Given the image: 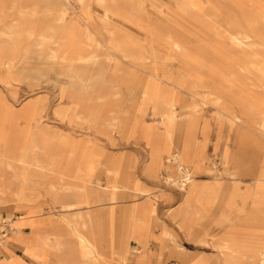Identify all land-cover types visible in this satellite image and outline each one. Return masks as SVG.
<instances>
[{
	"label": "rangeland",
	"instance_id": "374dc122",
	"mask_svg": "<svg viewBox=\"0 0 264 264\" xmlns=\"http://www.w3.org/2000/svg\"><path fill=\"white\" fill-rule=\"evenodd\" d=\"M19 21L39 28L16 47L2 33ZM52 26L56 42L42 48ZM67 45L82 59L47 54L52 47L63 56ZM182 105L191 118H181ZM189 142L191 206L181 179ZM87 168L91 189L120 188L94 201ZM84 190L86 203L63 207ZM19 193L60 225L59 256L75 264H96L70 225L79 215L104 218L101 252L110 262V244L124 240L128 257L139 248L149 264H227L222 239L235 235L252 256L242 264H264V0H0V204ZM212 198L229 218L212 216ZM136 221L149 236L141 248ZM8 254L23 255L0 251Z\"/></svg>",
	"mask_w": 264,
	"mask_h": 264
},
{
	"label": "crops",
	"instance_id": "0c3cea01",
	"mask_svg": "<svg viewBox=\"0 0 264 264\" xmlns=\"http://www.w3.org/2000/svg\"><path fill=\"white\" fill-rule=\"evenodd\" d=\"M193 119L194 117L186 123L188 130L191 131L196 127V122ZM3 136L5 137V143L3 145H5L8 137L6 135ZM187 147L188 152L186 154H182V152L180 151L179 152L183 155L186 167H189L190 170H192L193 174H195L194 169L189 164L191 163L189 158L190 142L188 143ZM153 156L156 161L157 155L153 154ZM93 170V168L82 169L85 178H88L85 180L86 185L89 186L88 188L94 186L91 180L92 176L94 175ZM84 192L85 194L82 196L81 200H78L77 203H69L63 205V207H66L67 205H71L68 207H72L76 204H83L86 200V191L84 190ZM20 195L23 194L19 193L17 195L20 200L16 199V202H11L9 200L8 202L3 203L4 205L0 204V218L5 215L16 216L15 230L8 238L6 246L0 248V251L3 250V252L7 253L12 249H16L22 252L23 255L19 254L15 256L8 254L5 258L0 257V264H75V259H73L72 257L67 256L66 258H64L59 256L60 250H62L60 225H58L52 217L42 215L43 213H40V205H36L35 203L32 204L30 199H23V196ZM196 195L194 193L193 198L196 197ZM212 199L215 204V207L211 209L212 216L214 213V216H216L217 218H229V216L231 215L230 210L226 209L219 211V204L218 207H216V199ZM2 207H6L5 210H8L10 212L2 214L4 212L2 210ZM137 214L138 210L133 213L131 212L129 216L134 217ZM79 217L80 220L77 221L75 218L73 220H69L70 225L73 229V232L76 233V236L79 238V243L83 253L94 259L96 264H123V262L127 260L132 261L130 264H145V262L147 263L148 259H144L143 254L139 253L138 255H135V253L138 252L137 250H139V248L135 252L133 251L134 254L130 252L131 257H128V255L125 254L126 245L124 240L123 242L119 240L117 242H114L113 244H110V250L114 254V256L112 257V262L107 261V259L101 252V242L105 240L106 236L103 231L104 218L101 216L89 215V220L86 221L83 215H79ZM98 217L102 218V221L96 223L95 221L96 219H98ZM140 225L141 224L133 229V233L137 235V239L140 242L141 248L142 246L144 247L145 245H147L149 236L147 233H144L142 227L143 225ZM88 226L92 228L93 235H89L85 232L84 228H87ZM196 234L198 237L203 236L200 232H197ZM83 239H85V241H88V243H90L92 247L86 249V242ZM243 239L244 238L240 236H237V238H235V235H228L225 240L222 239V247L226 250L227 253V264H242L245 262L246 258L252 257L251 255H248L249 253H245ZM114 240H116L115 237ZM262 252L263 251H261L260 253ZM122 254H124L125 257H121L120 255ZM192 264L201 263H199V261L197 260L193 261Z\"/></svg>",
	"mask_w": 264,
	"mask_h": 264
},
{
	"label": "bare ground",
	"instance_id": "6f19581e",
	"mask_svg": "<svg viewBox=\"0 0 264 264\" xmlns=\"http://www.w3.org/2000/svg\"><path fill=\"white\" fill-rule=\"evenodd\" d=\"M36 2H38V1H36ZM42 2V1H41ZM44 2V1H43ZM79 2V1H78ZM39 3V2H38ZM49 3H51V2H49ZM83 3V2H82ZM46 4H48V3H46ZM45 4V5H46ZM35 6V5H34ZM44 6V5H43ZM50 7V6H49ZM252 8H253V10L255 11V13H256V15H257V12H258V8L257 7H255L254 5L252 6ZM20 10V9H19ZM51 13V12H50ZM32 14L34 15L35 14V12H32ZM31 14V15H32ZM43 14V13H42ZM20 15V14H19ZM20 17V16H19ZM64 18H65V16H64V14H61L60 16H59V18H58V21H59V23H60V26H61V23H64L63 21H64ZM14 20V19H13ZM10 21V20H9ZM68 21V20H67ZM66 22V21H65ZM6 23V22H5ZM45 23V22H44ZM47 23H48V21H47ZM11 24V23H10ZM24 24V25H23ZM28 25V24H27ZM25 23H23V22H21V21H19L18 23H15V24H12L11 26H9V27H7L6 29H5V31L2 33L3 35L4 34H8L9 36H10V38L12 39V41H15V43H14V45L17 47V42H16V40H18V38L20 37V35H22L23 34V32H25L26 33V35H34V33L35 32H37V30H38V28H37V30H35V31H33L32 30V28H31V26H27ZM44 25V24H43ZM60 28V27H59ZM58 32V29L57 28H55V26H52V27H50V28H48L47 29V31L46 32H42L43 34L42 35H40V41H39V43H38V45H40L42 48L46 45V44H53V43H55L56 42V33ZM41 34V33H40ZM36 35V34H35ZM68 35H72V34H68ZM60 36H61V34H60ZM239 36H243L245 39H250L251 37H252V35H250V34H248V33H242V32H239ZM238 38V41L239 42H241L240 40V38L239 37H237ZM117 41V40H116ZM7 43V42H6ZM91 43V42H90ZM235 43V42H234ZM12 44V43H11ZM68 44V43H67ZM239 44V43H238ZM10 46V45H9ZM68 46V45H67ZM123 46V45H122ZM121 45H120V47H122ZM30 47V46H29ZM58 48V47H57ZM6 50H8V49H6ZM66 50H67V53H65L63 56H60L59 55V51L57 50V49H55V48H50V51H49V53H47V54H49L50 55V57L51 58H53V59H56V58H62L65 62H69V63H73V62H75L76 60H78V59H82V58H80V57H74L73 55H72V52H71V50H70V47L68 46L67 48H66ZM127 50H129V49H127ZM50 61V60H49ZM52 61V60H51ZM55 61V60H54ZM12 62H9L8 64L10 65ZM257 66V65H256ZM73 67V66H72ZM63 70V69H62ZM66 70V69H65ZM66 72V71H65ZM72 72V71H71ZM69 74H70V72H69ZM71 75V74H70ZM202 75V74H201ZM262 76V75H261ZM204 77V76H203ZM263 77V76H262ZM67 79V78H66ZM202 80H203V78L201 77V78H199V80H198V82L199 83H201V85L203 86V87H205V88H210V85H207V84H203V82H202ZM197 82V81H196ZM88 84V83H87ZM159 85V84H158ZM152 90H153V88H152ZM156 90V89H155ZM148 93V92H147ZM214 93V92H213ZM215 94V93H214ZM211 95V92H210V94H206L205 96H204V98L202 99V101H203V103L204 104H209V101H208V97ZM214 97V96H213ZM214 102V101H213ZM215 103V102H214ZM212 105V104H211ZM174 107H175V105L173 104V102L172 103H169L168 104V108H169V110H168V118L170 119V118H173L174 117V115H175V113L173 112V109H174ZM212 107V106H211ZM196 107H193V109H195ZM216 109V108H215ZM224 109V108H223ZM189 110H190V106H188V105H186V106H184V105H182V111H181V118L182 119H188V118H191L193 115H194V113L195 112H189ZM218 111V110H217ZM227 111H229V109H227V108H225L224 110H221V113H228L227 114V116L228 117H231L233 120H234V122L235 123H238V120L240 119V117L239 116H232V114L230 113V112H227ZM236 119V120H235ZM149 132V131H148ZM33 137V136H32ZM29 139V138H28ZM47 139H48V137H47ZM33 142V141H32ZM29 143V142H28ZM33 147V146H32ZM34 150V149H33ZM223 151V150H222ZM230 152V151H229ZM34 154H35V152H34ZM29 155V154H28ZM30 156H32V155H30ZM231 156V155H230ZM39 157H41V156H38V158ZM25 158H26V156H25ZM36 159V158H35ZM234 160V159H233ZM26 161H27V159H26ZM39 161V160H38ZM234 162V161H233ZM40 163V162H39ZM101 163V162H100ZM116 169V168H115ZM182 169H184L183 171V173H184V175H183V177L181 178V179H183L182 180V183H185V184H188L189 185V191H188V194H187V196H186V198H185V204L186 205H188V206H190L191 205V200H192V198H193V194L195 193V186H196V181H195V176H194V174H193V172H192V170H190V169H185V168H182ZM110 171L109 172H111V173H116V171L118 172V174H120L119 173V170L118 169H116V171L115 170H113V169H109ZM179 170V169H178ZM182 171V170H181ZM123 173V172H122ZM121 173V174H122ZM104 188L103 189H100V187L99 188H96V189H91V188H88L87 190H89V192H91V194H92V196L90 197V198H92L94 201H102L103 200V196H104V194L105 193H108L109 191H112V193L114 192V191H116V189H118V188H120V185L118 184V185H115V184H110V183H108V184H106L105 186H103ZM125 193V192H124ZM126 195V194H125ZM91 199V200H92ZM91 200L88 202V204H90V202H91ZM84 203H86V202H84ZM68 206H71V205H67L66 207H68ZM91 208V207H90ZM189 208V207H188ZM154 210V209H153ZM167 232V231H166ZM165 234V233H164ZM84 241H85V239H83ZM86 242V245H85V248L86 249H89V248H91L92 247V245L90 244V243H88V241H85ZM183 250V249H182ZM121 257H125L124 256V254H122V255H120ZM262 263H264V252H262L261 253V260H260ZM121 263V262H120Z\"/></svg>",
	"mask_w": 264,
	"mask_h": 264
},
{
	"label": "built area",
	"instance_id": "2783aa9c",
	"mask_svg": "<svg viewBox=\"0 0 264 264\" xmlns=\"http://www.w3.org/2000/svg\"><path fill=\"white\" fill-rule=\"evenodd\" d=\"M15 220L14 215H5L0 218V248L4 246L10 237V235L15 230Z\"/></svg>",
	"mask_w": 264,
	"mask_h": 264
}]
</instances>
